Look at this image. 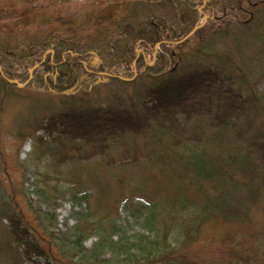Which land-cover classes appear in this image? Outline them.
Instances as JSON below:
<instances>
[{
  "label": "trees",
  "instance_id": "obj_1",
  "mask_svg": "<svg viewBox=\"0 0 264 264\" xmlns=\"http://www.w3.org/2000/svg\"><path fill=\"white\" fill-rule=\"evenodd\" d=\"M148 1L150 10L146 12L144 4L135 6L115 32L90 40V44L63 39L64 45L58 48L59 41L52 38L44 39L45 44L44 40L0 39L2 70L21 82L42 62L48 48L55 51L34 70L28 84L48 93L50 88L58 92V111L46 115L42 123L32 122L53 138V145L42 136L35 138L45 145V152L59 163L103 155L108 166L115 167L102 169L98 177L88 173L85 184L92 189L80 192L79 198L87 213L78 220L71 241L52 235L43 238L28 227L16 209L0 205V220L8 223L7 230L0 229V264H21L33 257L51 258L56 264H85L88 260L103 264L97 252L105 247L111 248L121 264L242 261V253L233 247L237 238H246L243 231L255 220L247 207L242 215L237 214L228 200L236 191H243L252 215L262 212L258 199L264 192V89L261 93L257 90L255 78L264 79V0ZM205 2L210 15L220 12L224 16L209 18L207 25L196 30L197 46L186 52L189 42L182 40L198 24L196 6ZM161 16L178 24L165 26ZM253 38L252 45L259 47V53L255 51L256 65L247 72L228 46L243 48L245 54ZM221 45L225 47L218 48ZM89 51L97 52L105 62L108 56L110 64L123 68L119 73L110 72L103 86L112 91L116 102L119 87L133 89L128 99L131 106H94L88 98L82 100L83 106H77L75 95L62 94L75 83L82 68L79 60ZM243 61L251 60L247 57ZM7 62H11L9 67L4 64ZM1 73L2 107L4 100L17 97L29 101L31 95ZM120 76L132 80L123 81ZM114 148L120 149L116 153L120 158L112 155ZM72 149L76 151L73 156ZM107 177L123 186L119 198L111 188L93 181L104 182ZM126 193L128 199L141 197L146 203L140 207L145 211L143 223L149 234L132 244L112 240L113 225L101 226L118 214V200ZM96 230L102 231L98 247L88 260L79 257Z\"/></svg>",
  "mask_w": 264,
  "mask_h": 264
},
{
  "label": "rangeland",
  "instance_id": "obj_2",
  "mask_svg": "<svg viewBox=\"0 0 264 264\" xmlns=\"http://www.w3.org/2000/svg\"><path fill=\"white\" fill-rule=\"evenodd\" d=\"M147 3L150 2L148 0H0V39L12 37L23 41L43 42L44 39L52 38V40L59 41L58 48L64 45L63 39H72L78 44H90V40L103 39L115 32L116 28L129 17L135 6L144 4L146 12L150 10ZM206 5L205 2L204 5L196 6L200 15L198 24L203 25L202 27L207 25L209 18L214 20L217 16H224L220 12L210 15V12L205 11ZM156 11L159 14L158 8ZM226 11L230 12V9L228 8ZM157 13L154 12L152 15L157 16ZM175 13L177 11L173 12V14ZM161 18L165 26L178 24L170 23L172 20L168 16H161ZM260 26L262 25L257 27V31L261 29ZM46 40H44V44ZM186 40L189 43L184 51L189 52L195 49L197 40L194 38V34ZM252 43H254V38L245 54L243 48H236L230 44L228 46V49L232 47L235 61L241 67L244 63L243 70L247 72L252 71L257 61H254L253 57L257 56L255 51H258L259 47ZM222 47L225 45L218 46L220 49ZM158 49L157 45L155 50ZM50 53L54 54L55 51L48 48L42 62L30 69L29 78L23 82L7 76L0 65V71L4 78L11 83H17L19 89H25V94L31 95L29 101H19L21 99L17 97L9 102L4 100V107H2L3 104H0V205L8 206L11 210L16 209L24 217L28 227L33 232L42 235L43 238H49L52 235L56 239L69 238L71 241L78 220L87 213L85 202L80 201L79 198H81L80 192L92 189L90 185L85 184L88 173H96L98 177V172L102 169L109 170L108 168H110L112 170L115 167L108 166L103 155H97L90 160H82L78 163L72 159L59 163L45 152V145L37 143L35 138L42 136L48 144L53 145V138L34 127L32 122L42 118L44 120L46 115L58 111V92L50 88L48 93L30 87L28 84L32 80L34 70L44 63L46 56ZM138 53L141 54L142 50L139 49ZM247 57H250L251 61L245 63L243 60ZM109 61H112V58L106 56L105 62L95 51L85 53L79 60L82 68L77 74L75 83L62 94L75 95L78 98V102L75 103L77 106H83L82 100L85 98H88V101H91L94 106L97 104H101L103 107L131 106L128 99L132 98L133 89L119 87L117 95H120V99L119 102H116L111 98L112 91L103 86L107 82L110 72L119 73L123 70L116 63L110 64ZM147 61L149 60L147 59ZM10 63L4 64L9 67ZM133 64H136V60L133 61ZM148 64L152 65L153 63L148 62ZM133 69L135 72L136 68ZM46 78L48 79V76ZM119 78L123 81L132 80L125 76ZM258 78H255V81L258 85L257 90L261 93L264 89V79L261 76ZM88 87H91L89 91H87ZM143 96L145 97L144 93ZM1 100L0 96V103ZM23 101L27 103H23ZM33 115H36L35 120L32 118ZM119 150L114 148L111 151L115 159L120 158L116 155ZM72 151L73 156L76 151L73 149ZM74 170L75 172H73ZM97 177L92 178L97 179ZM95 179L93 181L98 186L104 185L115 191L114 196L118 194L119 198L121 194L123 195V186L116 183L113 177H107L106 181L100 183ZM261 193L258 203L262 212L257 213L256 216H253L249 211L250 204L243 200V191H236L234 198L228 200V206L232 207L237 214L242 215L247 207L249 215L255 220V224L243 231L246 238L243 240L237 238L235 241L233 248L240 251L243 256L240 264H261L264 262V192ZM128 196L126 193L123 199L118 200V214L114 215L113 219L105 220L101 226L113 225L115 229L111 239L114 241L127 240L128 244H132L149 233L143 223L145 211L140 207L146 203L141 197L130 196L131 198L128 199ZM235 205L239 206L241 212ZM135 208H139V211ZM51 217L53 218L51 219ZM0 229L3 232L8 229L5 219L0 220ZM101 235L102 231L96 230L95 234L84 243L83 251L79 253V257L88 260L98 247ZM216 245L217 243L213 244L212 248H215ZM97 255L100 256V260L105 261L103 264H121L111 248H98ZM21 264H56V262L51 258L33 257L32 261L23 259ZM85 264H92V262L88 260Z\"/></svg>",
  "mask_w": 264,
  "mask_h": 264
},
{
  "label": "water",
  "instance_id": "obj_3",
  "mask_svg": "<svg viewBox=\"0 0 264 264\" xmlns=\"http://www.w3.org/2000/svg\"><path fill=\"white\" fill-rule=\"evenodd\" d=\"M201 26H197L194 30H193V32H191L185 39H187L188 37H190L194 32H195V30L196 29H198V28H200Z\"/></svg>",
  "mask_w": 264,
  "mask_h": 264
}]
</instances>
